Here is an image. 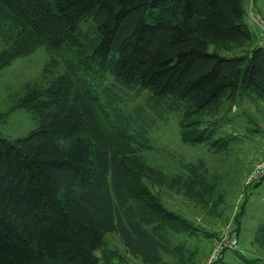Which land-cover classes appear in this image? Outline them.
Returning <instances> with one entry per match:
<instances>
[{"label": "trees", "instance_id": "1", "mask_svg": "<svg viewBox=\"0 0 264 264\" xmlns=\"http://www.w3.org/2000/svg\"><path fill=\"white\" fill-rule=\"evenodd\" d=\"M245 11L242 0H0V70L39 48L48 56L46 83L27 84L10 109L38 127L0 136V264H113L108 234L140 264L196 263L201 229L160 191L179 187L210 215L220 181L203 160L168 181L143 159L145 128L149 112H180V141L218 157L238 139L221 137L215 116L264 102V48ZM253 243L264 252V222Z\"/></svg>", "mask_w": 264, "mask_h": 264}, {"label": "rangeland", "instance_id": "2", "mask_svg": "<svg viewBox=\"0 0 264 264\" xmlns=\"http://www.w3.org/2000/svg\"><path fill=\"white\" fill-rule=\"evenodd\" d=\"M242 2L243 5L245 4V9L248 3L250 5V0H242ZM253 6L264 16V0H253ZM244 19L248 22L246 11ZM249 28L252 32L250 25ZM2 49L0 40V52ZM208 51L209 53L216 51L226 58L238 57L242 54L239 49L217 50L212 45ZM47 62L48 56L44 48H39L30 56L17 59L10 66L0 70L1 137L16 141L26 137L38 127L30 112L25 109L10 112V109L23 96L27 84L43 86L46 83L43 70ZM60 72L61 68L55 76ZM142 95L148 96V92L144 91ZM7 113L6 117H1ZM222 114L223 110L219 116H215L220 118L216 121L217 125L221 126L218 129H223L230 135L219 131L220 136L232 137L231 134H234L238 139L231 141L226 153L218 157L212 156L205 146L185 145L180 141V112L156 115L149 112L148 116L152 122L145 129H151L148 131L151 149L144 152L143 159L147 165L163 173L168 181L184 175L181 169L184 164L203 160L220 181L214 204L219 201L222 203L218 204V207L212 206L210 215L199 205L184 198L179 187H162L160 191L162 203L168 210L195 220L201 229L198 236L201 239L194 243L197 250L195 264H206L215 242L222 238L223 233L227 234V230L235 235L237 246L234 250L226 251L222 261L217 264H244L240 256L264 264V252L253 243L255 230L264 222V180L256 187L247 185L245 180L254 156L264 147V102L260 100L252 102L244 98L234 110L228 111L224 116ZM212 121L213 119L204 117V125ZM252 131L254 132L249 133ZM216 150L220 151L223 148ZM240 208H242L241 215ZM238 222L239 227L236 230ZM205 231L211 235L209 236ZM104 240L122 257L113 264H140L139 260L125 253L116 234H108Z\"/></svg>", "mask_w": 264, "mask_h": 264}, {"label": "built area", "instance_id": "3", "mask_svg": "<svg viewBox=\"0 0 264 264\" xmlns=\"http://www.w3.org/2000/svg\"><path fill=\"white\" fill-rule=\"evenodd\" d=\"M248 24L252 28V33L255 37L257 46L264 48V16L263 13L254 9L253 0H250L246 7ZM247 185L252 186L264 180V147L259 151L252 160L248 174L245 179ZM222 234V238L217 240L211 249V252L206 260V264H217L223 259V255L228 250H234L237 246L236 237L234 234Z\"/></svg>", "mask_w": 264, "mask_h": 264}, {"label": "crops", "instance_id": "4", "mask_svg": "<svg viewBox=\"0 0 264 264\" xmlns=\"http://www.w3.org/2000/svg\"><path fill=\"white\" fill-rule=\"evenodd\" d=\"M254 36V35H253ZM254 44L256 45V40H255V37H254Z\"/></svg>", "mask_w": 264, "mask_h": 264}]
</instances>
